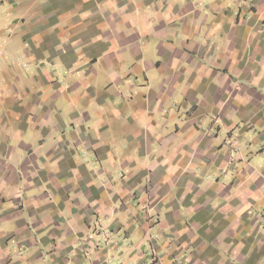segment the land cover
Instances as JSON below:
<instances>
[{
    "label": "crops",
    "instance_id": "crops-1",
    "mask_svg": "<svg viewBox=\"0 0 264 264\" xmlns=\"http://www.w3.org/2000/svg\"><path fill=\"white\" fill-rule=\"evenodd\" d=\"M226 135L264 145V0H0V264H107L100 220L152 221L128 264H264V164Z\"/></svg>",
    "mask_w": 264,
    "mask_h": 264
},
{
    "label": "rangeland",
    "instance_id": "rangeland-1",
    "mask_svg": "<svg viewBox=\"0 0 264 264\" xmlns=\"http://www.w3.org/2000/svg\"><path fill=\"white\" fill-rule=\"evenodd\" d=\"M240 18L244 20L246 18V14L240 15ZM185 117L186 115L184 114L181 120H185ZM206 121L208 123L211 122L214 125L213 131L215 133L218 132L217 129L219 128L220 120H217L214 114L207 116ZM261 146H264V145L263 144L261 145L253 144L251 146L250 142L248 141L244 140L241 142L239 137H228L226 135V137L224 138V148H225L226 153L231 151L232 154H249V155L254 154L253 156L250 157L252 161L255 163L259 162L261 164H264V160H263L264 156H262L263 157L262 159L260 157V154H264V148L261 149ZM236 147H240L239 151L238 149H236ZM122 149L123 151H127V150H124V148ZM121 162L122 161L120 160L116 162L115 165L120 166ZM104 165L108 166L106 162L104 163ZM123 176L124 175L122 174H116L115 169L114 170L112 169L109 172V174L106 176H103L101 180L105 182H109L110 184H114L115 182L119 181V179L122 180ZM149 227L151 229L147 231L145 234V237L147 238V240H142L143 238H140V240L137 241V239L134 238V236L124 235L125 231L127 230H121L117 233H113L112 235L105 237V224L104 222H101L100 220V222L98 223L91 224L90 231L88 232L89 236H86V235L81 236L82 241H79L78 239V243L86 244L89 247L92 246V248L96 250V255L104 253L106 255L107 264H128V262L125 263V260L129 258V256H127L126 258L125 256H122V255L123 253L128 252V251H130V253H134L138 242L143 241L142 246L146 248L147 250L149 249V253L151 252V245L156 246L160 243L158 234H156L155 230L152 228L153 227L152 221L149 224ZM135 228L133 227L134 231H135ZM131 231L132 229L128 230L129 233ZM108 239H109V242L115 245L114 247L106 243ZM47 249L50 250L51 245ZM152 255L155 256L157 260L159 259L158 257H156L157 254L155 251L152 252ZM145 259H147L148 261L149 258L146 257Z\"/></svg>",
    "mask_w": 264,
    "mask_h": 264
}]
</instances>
